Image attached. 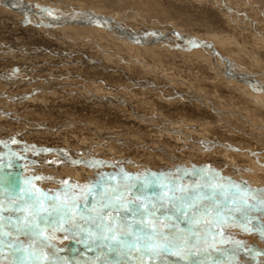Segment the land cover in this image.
<instances>
[{"label": "rangeland", "instance_id": "374dc122", "mask_svg": "<svg viewBox=\"0 0 264 264\" xmlns=\"http://www.w3.org/2000/svg\"><path fill=\"white\" fill-rule=\"evenodd\" d=\"M150 1L148 7L134 0H0V204L8 209L4 231L12 232L0 234V264H137L111 251L110 242L89 236L97 229L85 205L91 209L96 195L85 193L106 180L104 187L123 185L125 176L142 185L155 176L169 183L179 178L187 186L202 183L194 174L203 170L232 183L240 180L252 190L264 189V120L249 122L241 114H252L251 104L260 99L246 95L241 85L213 77L220 64L214 70L197 69L194 58L200 57L178 49L181 41L164 45L146 39L153 31L173 37L178 33L188 44L214 41L234 63L262 74L258 64L245 60L254 54L253 42L232 34L226 13L227 23L218 16V25L193 23L190 29L178 18L182 13L170 8L171 0ZM230 1L255 13L264 30V9L256 11L246 0ZM241 19L234 22L245 24ZM109 24H116V31H139V37L122 42L128 33L114 34ZM259 53L264 59L263 48ZM192 94L203 102L191 106ZM211 103L223 118L208 107ZM159 183L142 187L140 194L156 214L152 218L168 225L160 229L164 236L187 239L188 245L145 257L144 264H235L230 257L238 264H264L263 228L255 221L259 216L264 221V209L250 213L253 231L243 230L240 214L226 213L224 207L219 211L234 221L219 228L194 225L190 212L199 217L212 202L205 200L184 215L162 199L166 190ZM25 188L42 191L45 207L67 192L78 198L88 222L77 217L68 223L56 214L40 213L38 223L46 236L37 239L31 231L16 229L24 213L13 210L11 201ZM31 203L21 201L24 207ZM117 211L122 218L131 215ZM206 216L212 219L216 212ZM177 251L182 254H173ZM41 253L46 259L38 261Z\"/></svg>", "mask_w": 264, "mask_h": 264}, {"label": "snow or ice", "instance_id": "6c2138e0", "mask_svg": "<svg viewBox=\"0 0 264 264\" xmlns=\"http://www.w3.org/2000/svg\"><path fill=\"white\" fill-rule=\"evenodd\" d=\"M196 174L201 176L202 183L187 186L180 183L179 178H175L172 183H169L166 177L154 176L151 181L145 179L141 185L129 182L131 178L125 176L123 185L117 182L116 187L110 185L104 187V184L108 183L106 180L98 184L96 188L88 187L85 195L93 193L96 195L95 203L91 209H87V205H85V209L90 213L89 219L97 229L96 232L89 233L90 238L94 237L106 245L110 242L111 251L118 252L121 256H129L136 260L137 264H144L145 257L151 259L165 251H171L173 248L183 247L186 249L187 239H169L164 236L160 229L167 228L168 225L160 223L159 217L152 218L153 212L149 211L148 203L140 194L142 187L149 183L156 184L158 181L160 182L159 186L166 190L162 199L167 200L173 207L179 208L184 215H187L188 211L198 205H204L205 200L212 202L211 207L206 208L205 212H201L199 217L195 211L192 212L191 222L194 225L205 224L219 228L222 223L228 224L235 220V217L226 215L225 212L229 214L235 212L239 213L244 221L241 225L243 230H256L255 225L252 224L250 213L257 208L264 209V189L244 188L226 180L219 174L208 173L205 175L203 170ZM108 179L114 178L109 177ZM5 187L8 185L5 184ZM205 189L210 191L206 193ZM45 199V194L39 189H23L19 193V198L11 201L13 210L24 213L13 227L18 230L31 231L39 239L41 235H47L38 223L40 213L56 214L68 223H73L77 217L88 222L84 214L80 212L78 198H70L67 192L62 200L55 197L47 207H45ZM21 201L24 203L31 201L32 203L28 207H24ZM221 207L225 208V212L219 211ZM152 208L155 209L154 204ZM117 209L130 213V217L122 218ZM7 210L0 204V234L11 236V231H4L9 227L4 216V212ZM212 212H216V216L208 219L206 213L211 214ZM260 233L264 235V229H261ZM173 254L181 255L182 253L177 251ZM41 259H46L43 253L37 257L38 261Z\"/></svg>", "mask_w": 264, "mask_h": 264}, {"label": "bare ground", "instance_id": "6f19581e", "mask_svg": "<svg viewBox=\"0 0 264 264\" xmlns=\"http://www.w3.org/2000/svg\"><path fill=\"white\" fill-rule=\"evenodd\" d=\"M135 2L140 3L141 5L144 4L145 6H151V1L150 0H134ZM172 5H170V8L173 9V6H175V10L177 12L182 13V15H180L178 18L181 20V22L183 21L184 23H186L189 28L191 27L190 24L193 23H199L201 25V27L203 28L205 26L206 23L212 22V25H218V21L219 19L218 16L220 17V19L227 23V16L229 17L228 22L230 23V26L232 25L233 29L232 30L230 28V30L232 31L233 35L239 36L241 39H246L249 41H252L254 46H253V53L249 56H247L245 58V60H247L248 62L251 63H256L259 66L260 71H263V73H254L252 71L243 69L242 64H238V63H234L232 60H230L229 58H227L224 53L219 51V47H216L215 42L214 41H210L207 39H195L192 43L188 44L187 40L182 37L181 35H179L178 33H176V37L170 36L168 34H162V33H154L153 31L148 32V37L146 39V42H152L150 41L151 39L149 37H151L154 40H158L162 43H164V45H167L169 42H176V44L178 45L179 41H181L182 43H179L181 45H178L179 48L178 49H183L185 51H189L191 52V54L193 55H198L200 57L199 59L194 58L195 60L199 61L196 64V68H203V67H207L210 69L214 70V66L218 67L217 65L220 64L222 66V68H218V71H216L217 69L214 70V76L213 77H222L228 85H231L233 87H236L238 85H241V87H243L246 95H256L260 100H255L254 103L251 104V109L253 111L252 114H247L243 111H241V114L244 115L245 120L247 121H251L253 119L255 120H264V82H263V78H264V59L263 57L260 55L259 50L260 48L264 49V30H260L259 29V25H258V20L256 21L254 18V14L251 12H247L245 11L240 5L238 6V4L231 2L230 0H196L195 3L190 1V0H185L186 2L183 3L180 0H171ZM247 2H250L251 7H253V9H255L256 11L260 9H264L262 7V5L264 6V4L256 5L254 4L253 1L255 0H246ZM257 1V0H256ZM255 1V2H256ZM260 1V0H259ZM263 2V1H262ZM27 3V2H26ZM96 3V2H95ZM123 3V2H122ZM90 4V3H89ZM107 4V3H106ZM131 5V4H130ZM81 6V5H79ZM103 6V5H102ZM120 6V5H119ZM89 7V6H88ZM99 7V6H98ZM80 8V7H79ZM83 8V7H81ZM117 8V7H116ZM120 8V7H119ZM146 8V7H145ZM151 8V7H150ZM242 8V9H241ZM73 9V8H72ZM85 10V8H84ZM89 10V9H88ZM81 11V10H79ZM104 11V10H103ZM263 11V10H262ZM93 12V11H91ZM228 14L226 16V14ZM94 15V13H92ZM90 14V15H92ZM264 14V13H263ZM85 15V14H84ZM92 15V16H93ZM262 15V14H261ZM99 17V15H97ZM96 16V17H97ZM122 16V15H121ZM226 16V17H225ZM48 17V16H47ZM57 17V16H56ZM86 17V16H85ZM235 18V19H234ZM236 18H242L241 20H243L245 22V24H237L239 21H237L236 23L234 22V20H238ZM82 19V18H80ZM108 19V18H107ZM234 19V20H233ZM98 20V19H96ZM51 21V20H50ZM100 21V20H99ZM52 22V21H51ZM54 22V21H53ZM97 22V21H96ZM106 22V21H105ZM105 22H102L103 25L105 24ZM108 22V21H107ZM232 22V23H231ZM98 23V22H97ZM84 24V23H81ZM107 24V23H106ZM54 25V23H53ZM77 25V23H76ZM80 25V24H79ZM85 25V24H84ZM236 25V26H234ZM262 25V24H261ZM39 26V25H38ZM111 26L114 28H112L111 30H113L114 34H118L119 36L123 37L122 33L127 32L128 34L126 35V37L123 38V40H121L122 42L124 41H128L129 39L132 40H137L139 37V31H116V24H109V27L111 28ZM40 27V26H39ZM51 27V26H50ZM82 27V26H81ZM102 27V26H101ZM262 27V26H261ZM260 27V28H261ZM78 29V28H77ZM148 29V28H147ZM154 29V28H153ZM191 29V28H190ZM229 29V27H228ZM236 29V31H235ZM262 29V28H261ZM48 30V29H47ZM67 30V29H66ZM19 31V30H18ZM162 31V30H161ZM112 32V31H111ZM164 32V31H163ZM76 33V32H75ZM68 34V33H67ZM130 34H133L130 35ZM174 34V33H173ZM70 35V34H69ZM86 35V34H85ZM90 35V34H89ZM188 37V36H187ZM83 38V36H82ZM117 38V37H115ZM91 39V38H90ZM104 39V38H103ZM189 39V38H188ZM253 39V40H252ZM93 40V39H92ZM190 40V39H189ZM84 42V41H83ZM82 42V43H83ZM156 42V41H155ZM158 43V42H156ZM161 43V44H162ZM90 45V44H89ZM104 45V44H103ZM157 45V44H156ZM169 46V45H168ZM119 48V47H118ZM173 49V48H172ZM121 50V49H120ZM109 53V52H108ZM122 57V56H121ZM256 57V60H253V58ZM120 58V57H119ZM146 64V63H145ZM191 71H193L194 69H190ZM263 76V77H262ZM257 78L261 79V82L257 81ZM175 82V81H174ZM246 86V88L244 87ZM193 92V91H192ZM169 93V92H168ZM197 93V92H196ZM199 94V92H198ZM174 96V95H173ZM199 96V95H198ZM197 95L192 94L191 95V99L189 100V104H191V106L195 103H197V101L199 100L201 103L203 102L202 99L200 97H198ZM190 97V96H189ZM241 97V96H240ZM193 98V99H192ZM205 100V99H204ZM212 101V100H211ZM214 102V101H212ZM242 102H244L246 105H249V103H246V101H244V99H242ZM215 104V102H214ZM197 106V105H196ZM195 106V107H196ZM213 108V110L216 113H219L220 118H223L221 115L222 111L215 107L213 105V103L210 104V106ZM219 107V106H218ZM200 108V107H198ZM213 112V111H212ZM239 112V111H237ZM218 115V114H217ZM236 116V115H235ZM237 117V116H236ZM241 119V118H240ZM223 120V119H222ZM227 120V119H226ZM143 121V120H142ZM243 122V121H242ZM259 122V121H258ZM230 124V122H229ZM252 126V128L254 129V125L250 124ZM239 127V126H238ZM257 127V126H256ZM243 128V127H242ZM239 131V130H238ZM246 132V131H245ZM244 134V133H243ZM249 135V134H248ZM253 135V136H252ZM251 136L257 138L259 135L256 134V132H254ZM256 140V139H255ZM259 141V140H258ZM264 144V143H263ZM247 154V153H246ZM127 166V165H126ZM195 171V170H194ZM198 171V170H197ZM201 171V170H200ZM203 174H208V173H204ZM197 175V174H194ZM199 177V176H198ZM228 177V176H227ZM234 183L241 185L244 188H247L246 185H244L240 180H233ZM184 183V182H183ZM251 188V187H250ZM200 209L202 208L201 206L199 207ZM198 208V210H199ZM197 209V208H196ZM170 213V212H169ZM192 214V212H190ZM21 215V214H20ZM23 215V214H22ZM89 215V214H88ZM128 215V214H127ZM153 215H156L153 213ZM159 215V214H158ZM169 216V214H167ZM166 215V216H167ZM190 215V214H189ZM188 215V216H189ZM198 215V214H197ZM160 216V215H159ZM175 216V215H174ZM173 216V217H174ZM177 216V215H176ZM191 216V215H190ZM163 217V216H160ZM180 217V216H179ZM154 218V217H153ZM156 218V217H155ZM165 218V217H164ZM163 218V219H164ZM178 218V217H177ZM237 218V217H236ZM241 218V217H240ZM168 219V217H167ZM170 219V218H169ZM173 219V218H171ZM242 219V218H241ZM176 220V219H175ZM184 220V219H183ZM168 221V220H167ZM178 221V220H177ZM258 223V226H260V228L262 227L264 229V221L262 220V218H256L255 220ZM48 224V223H47ZM78 226V225H77ZM55 227V226H54ZM48 228V227H47ZM260 230V229H259ZM79 231V230H78ZM259 233V232H258ZM260 235V233H259ZM258 236V235H257ZM260 237V236H259ZM260 240V239H259ZM260 243V242H259ZM258 243V244H259ZM260 245V244H259ZM262 246V245H261ZM262 251V250H261ZM198 254V253H197ZM250 255L249 253H247V256ZM188 256V255H187ZM198 256V255H196ZM246 256V255H245ZM249 257V256H248ZM177 258V257H176ZM240 258V257H239ZM244 258V256H243ZM174 259V258H173ZM231 261H236L234 262L235 264H238L237 262V258H233L230 257ZM167 260V259H165ZM228 260V259H227ZM195 261V260H194ZM240 261V260H239ZM205 262V261H204ZM241 262V261H240ZM254 262V261H253ZM177 263V262H176ZM175 263V264H176ZM179 263V262H178ZM221 264H231L230 261L224 263V262H220ZM211 264V263H210ZM247 264V263H246ZM249 264V263H248Z\"/></svg>", "mask_w": 264, "mask_h": 264}]
</instances>
